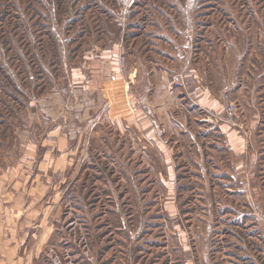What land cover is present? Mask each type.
Listing matches in <instances>:
<instances>
[{
  "label": "rangeland",
  "instance_id": "374dc122",
  "mask_svg": "<svg viewBox=\"0 0 264 264\" xmlns=\"http://www.w3.org/2000/svg\"><path fill=\"white\" fill-rule=\"evenodd\" d=\"M0 264H264V0H0Z\"/></svg>",
  "mask_w": 264,
  "mask_h": 264
},
{
  "label": "crops",
  "instance_id": "0c3cea01",
  "mask_svg": "<svg viewBox=\"0 0 264 264\" xmlns=\"http://www.w3.org/2000/svg\"><path fill=\"white\" fill-rule=\"evenodd\" d=\"M125 92L123 91H121L120 92V94H119V101L117 102V103H119L120 105H118L119 106V108L122 110V109H124L125 110V112L123 113V116H125V117H129L130 115H128V114H130V110H128V108L126 107V105H125V103H124V96H125V94H124ZM121 96V97H120ZM120 114L122 115V111L120 112ZM127 115V116H126Z\"/></svg>",
  "mask_w": 264,
  "mask_h": 264
},
{
  "label": "trees",
  "instance_id": "16d2710c",
  "mask_svg": "<svg viewBox=\"0 0 264 264\" xmlns=\"http://www.w3.org/2000/svg\"><path fill=\"white\" fill-rule=\"evenodd\" d=\"M5 6H6V5H3V6H2L3 11L6 10ZM22 6H23V5H22ZM26 6H27L28 8H31V5H30V4H29V5L27 4Z\"/></svg>",
  "mask_w": 264,
  "mask_h": 264
},
{
  "label": "bare ground",
  "instance_id": "6f19581e",
  "mask_svg": "<svg viewBox=\"0 0 264 264\" xmlns=\"http://www.w3.org/2000/svg\"><path fill=\"white\" fill-rule=\"evenodd\" d=\"M121 97V96H120ZM119 99V98H118ZM123 112H125V110L123 111Z\"/></svg>",
  "mask_w": 264,
  "mask_h": 264
}]
</instances>
